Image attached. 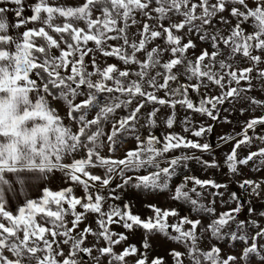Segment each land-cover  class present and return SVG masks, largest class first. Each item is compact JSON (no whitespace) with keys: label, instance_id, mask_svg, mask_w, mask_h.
I'll list each match as a JSON object with an SVG mask.
<instances>
[{"label":"snow or ice","instance_id":"snow-or-ice-1","mask_svg":"<svg viewBox=\"0 0 264 264\" xmlns=\"http://www.w3.org/2000/svg\"><path fill=\"white\" fill-rule=\"evenodd\" d=\"M26 11L31 15L25 16ZM9 14L15 18L11 24ZM137 14L154 23H142ZM58 18L63 22L55 23ZM28 24L40 26L28 28ZM138 25L140 38L137 41L133 34L130 41V29ZM22 27L25 30L18 37L9 34ZM193 35L210 42L213 50L197 54ZM157 39L163 43L149 49ZM108 41L122 43L107 51ZM89 42L103 57H115L124 67H101L95 56L86 64L85 58L93 52L87 47ZM54 50L59 54L54 55ZM169 54L171 58L164 61ZM238 59L249 66L234 67ZM262 64L264 0H84L78 6L48 0H0V264H84V254L95 264H127L130 257H136L134 264H166L162 257L148 260L147 237L152 234H163L187 249L186 253L170 250L175 264H184L185 257L188 264H236L238 257H222L218 245L208 251L200 249L198 241L209 232L217 241L227 237L244 242L239 257L244 264H250L253 256L264 264V245L258 243L264 239V210L251 203L264 198V177L239 182L250 198L246 209L250 219H238L244 203L236 192L228 195V202L236 206L219 214L215 197L224 203L223 193H212L213 207L201 203L203 193L198 187H227L215 180L185 175L171 187L178 170L186 169L189 161L205 168L219 167L215 158L203 159L204 153L214 156L212 144L200 142L213 126H197L185 115L183 131L195 139L171 131L176 106L212 121L218 120L222 110H229L225 104L232 108L247 105L239 109L242 115L264 109V100L251 95L256 90L264 95ZM161 91L163 97L158 95ZM56 102L66 107L69 123H64ZM160 106L172 110L163 117L169 129L163 136L148 131L158 127ZM118 110L127 114L119 115ZM142 130L147 131L143 138ZM129 137L136 141L133 148L126 147ZM219 140L234 141L225 159L231 173L243 175L240 169L250 163L255 171H264V146L255 144L264 145V114L252 115L242 132L223 133ZM105 148L108 155L101 154ZM119 149L124 151L121 157L115 156ZM240 149L247 154L241 157ZM188 150L201 155H189ZM81 152L85 155L76 158ZM176 152L180 154L173 155ZM93 168L102 169V174L93 173ZM57 171L62 173V182L67 179L82 186L84 196H75L72 187L51 190L47 183ZM116 180L120 182L110 188ZM30 181H44L42 195L27 199L16 214L7 210L4 186L11 189L13 183L24 186ZM189 182L193 187L185 190ZM126 188L152 195L167 191L171 199L189 204L198 215L207 212L215 218L206 226L187 215L179 223H170V218L179 216L176 209L148 204L152 215L142 217L127 202L122 207L108 203L121 200ZM108 189L109 195L104 196ZM78 205L83 211H77ZM89 214L97 215L98 229L85 223ZM81 223H85L82 229ZM111 225L142 230L144 252L136 245L116 252L115 247L128 237L113 231ZM169 230L176 234L169 236ZM89 235L95 237L90 245L86 244ZM101 240L104 246H98ZM64 246H69L67 253ZM93 251L98 255L92 256Z\"/></svg>","mask_w":264,"mask_h":264},{"label":"rangeland","instance_id":"rangeland-1","mask_svg":"<svg viewBox=\"0 0 264 264\" xmlns=\"http://www.w3.org/2000/svg\"><path fill=\"white\" fill-rule=\"evenodd\" d=\"M30 2H35V0H30ZM50 4H57V5H71V6H78L84 3V0H48ZM193 2H198V0H193ZM31 15L30 11L25 12V16ZM98 15V13H97ZM227 15V13H225ZM137 19L140 20L142 19L140 14H137ZM62 18H58L55 23H62ZM147 22L150 25L153 24L154 22L152 20H147L146 18L142 19V23ZM235 23V21H233ZM39 24L33 25V24H28L27 27H39ZM78 26H83V24H79ZM23 28V27H22ZM141 30V26H132L130 29L129 33V39L133 38V34L135 35V39L138 41L139 40V35L138 32ZM186 31L183 30L180 35H183V32ZM227 34V30L225 32ZM193 40L197 44L196 48V53L199 54V52L203 49H207L209 52H211L213 49L211 47L210 42H202L199 40L198 36L193 35ZM118 43H122V41H108V43L105 45V50L110 51L111 45H116ZM163 41L161 39H157L154 44L149 45V49L157 44H162ZM87 47L92 48L93 52L89 54L85 58V63L88 64L90 63V57L95 56L97 63L101 66L104 67L107 64H116L119 67L123 68L124 65L122 64L121 61L116 59L115 57H103L99 51L96 49V45L94 42H89ZM54 55H58L59 53L57 51H53ZM189 56L192 55L191 50L189 51ZM256 54V53H254ZM140 58H143V53L139 54ZM171 56L165 55L163 57V60L166 61L170 59ZM238 66L239 67H246L249 66L248 63H245L243 61H240L239 59L235 62H233V66ZM135 67V66H134ZM261 67H264V64L261 65ZM162 83V79L160 80ZM181 82H184L183 77L181 78ZM192 83H195L193 81ZM190 91V95L192 98L195 100V95ZM213 94H216V92H213ZM159 96L163 97L164 92L161 91L158 93ZM252 96L257 97L258 99L264 100V95L261 94L259 90L253 91L251 93ZM135 105H133L134 107ZM152 106L150 105L148 109H144L143 112H147L150 110ZM161 107V114L160 117L158 118V127L154 129H150L148 131H151L157 136H163L166 134L169 129L166 128L163 124V117L165 115H170L171 114V109L160 106ZM226 109H229L228 111H221L220 117L216 121H212L211 119L201 116L199 114L193 113L191 110H188V112H185L183 109L180 108L179 105L176 106L175 112H176V123L174 124L173 128L171 131H174L176 133H180L181 135H186L189 139H195L194 137L191 136L190 133H184L183 131V125L181 121H183L185 115H188L189 119L193 121V123L197 126L200 124L204 125H212L213 126V131L209 132L206 134L205 137L200 138V142H209L213 146L214 150V156L209 153H204L203 154V159L212 161L214 158L218 162L219 167L218 168H205L202 164L198 163L197 161H189L188 162V167L186 169H181L178 170L177 176L172 180L171 182V187L174 189V187L179 184L183 177L185 175L188 176H195L200 179H212L215 180L217 183L222 184V185H227L226 188L222 187L220 189H214L210 186H206L204 188H197V191L203 193V198L201 200V203L207 207H213L212 200L213 196L212 193L214 192H221L223 193V200L225 201L224 203L221 202V197L217 196L215 197V210L216 213L219 214L221 212L227 211L229 208H234L236 205L235 203L228 202V195L231 192H236L237 195L240 198V201L244 203V210L239 214L238 219H250L253 217H250L249 214L247 213L246 209L248 207L249 203V197L246 195V192L244 189L239 188V182L242 181L243 179H254V180H259L260 178L264 177V171H255V169L252 167L251 163L247 167H243L240 169V171L243 173V175H234L231 173L226 164H225V159L227 154L230 153L234 141L229 142V143H223L222 141L219 140V137L223 133H229L230 135H235L236 133L242 132V128L244 125V122L248 119L251 118L252 115L255 116H260L264 114V109H257L255 113H251L250 111H246L243 115L239 111L241 107H247V105L240 103L236 104L235 108H232L230 105L225 104L223 106ZM67 113H65V118H64V123L67 124L69 123V120L67 119ZM119 115H125L127 114L126 110H118ZM94 115V113H93ZM223 117H227L228 120L231 121V123L225 122ZM91 118V117H89ZM75 127V126H74ZM251 134V133H249ZM140 135L145 137L147 135V131L142 130ZM241 138V137H237ZM256 146H264V145H259V142H255ZM136 146V141L129 137V139L126 141V147L128 148H133ZM252 150H255V146L252 148ZM239 154L241 157L246 155V151L244 149L238 150ZM102 155H108L109 153L107 152V149L105 148L102 153ZM124 151L123 149H119L116 153L115 156L121 157L123 156ZM180 154L179 152L173 153V155ZM187 154L189 155H196L199 156L201 153L198 150H188ZM85 153L81 152L77 155L76 158H80L81 156H84ZM70 162V161H66ZM93 173L95 174H102V169L99 168H93L90 169ZM119 180L114 181L111 185L110 188H115L116 183H119ZM48 187H50L51 190H61L67 187H72L73 188V194L77 197H83L84 196V190L82 186L76 185L74 182H71L67 179H65L62 182V173L57 171L53 178L49 180L48 182ZM193 187V184L191 182L188 183L187 189H191ZM96 188H99V184L96 185ZM92 191H95V189H91ZM109 191L105 190L102 194L104 196L109 195ZM193 198L195 197V193H192ZM127 202L131 205V210L133 211L134 214H140L142 217H147L149 215H152L150 209L147 207L148 204H156L157 206H160L162 208H169V209H176L177 212L179 213V216L170 218L169 222L170 223H179V218L182 216H190L191 219H201L203 224L206 226L208 223L211 222V220L215 217H213L211 214L204 212L201 214H197L196 212H193L191 210V206L189 204H185L183 202H177L173 199L170 198L169 193L165 191L163 194H157V195H152L150 194L147 190H140V189H135L133 190L132 188H126L122 191V198L119 201H111L109 200L108 203H118L121 207L124 205V203ZM252 205L257 208V210H264V198L260 199H252L251 200ZM65 207H67V204H65ZM105 210H107V204L104 205ZM77 211H83V209L78 205L77 206ZM96 214H89L87 221L85 223L91 224V226L94 229H98V225L95 223L97 219ZM71 219V217H69ZM85 223L80 224V228L82 229L85 226ZM261 223H264V221H261ZM111 229L117 233H124L127 235L128 239L124 242H122L119 246L115 247L116 252L122 251L124 247H127L128 245H136L137 248L141 251L144 252V249L142 247V241L145 238V234L142 230L137 229L135 231H129L124 229L122 226L118 225H111ZM185 227H188L187 225ZM234 227V226H233ZM197 232L199 234V228L197 229ZM176 233L169 230V236L175 235ZM50 238V237H49ZM150 243V248L147 250V256L148 260L151 261L155 257H162L166 264H175V261L173 260V257L169 254L170 250H177L182 253H186L187 249L180 243L172 241L169 237L164 236L163 234H152L147 237ZM95 242V237L89 235L87 237V242L86 244L90 245ZM104 241L101 240L99 242L98 246H104ZM259 244L264 245V239L258 241ZM200 249L203 251H208L210 247L214 245H218L222 249L221 256L226 257L228 254H233L238 257L236 264H244L242 260L239 259L241 256L242 250L245 247L244 242L241 241H236L232 242L230 241L227 237L224 240L217 241L215 238L211 237L210 232L206 233L205 236L202 238V240L198 241ZM69 250V246H64V251L67 253ZM98 253L96 251H93L92 256H96ZM107 259V258H105ZM136 257H130L127 260V264H134V260ZM83 261L84 264H95L93 260H91L87 254L83 255ZM184 264H188V260L185 257L184 258ZM250 264H258V258L257 257H252Z\"/></svg>","mask_w":264,"mask_h":264},{"label":"crops","instance_id":"crops-1","mask_svg":"<svg viewBox=\"0 0 264 264\" xmlns=\"http://www.w3.org/2000/svg\"><path fill=\"white\" fill-rule=\"evenodd\" d=\"M14 20L15 18L11 14H9L8 15L9 23L10 24L13 23ZM24 30L25 28H20L19 30L13 29L9 34L18 37ZM55 106L59 109V114L61 115V117L65 118V113H67V109L63 105V103L56 102ZM29 184H32V186H29ZM44 186H45L44 181H37L35 183L30 181L29 183H26L24 186H21L18 183H13L11 189H9L7 185H5L4 195H5L6 209L11 210L14 214H16L18 207L22 206L27 199L29 198L35 199L40 197L42 195V188Z\"/></svg>","mask_w":264,"mask_h":264}]
</instances>
